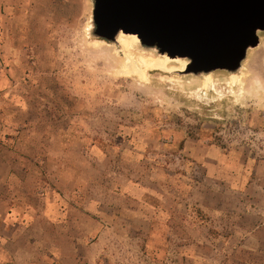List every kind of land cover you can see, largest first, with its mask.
Returning <instances> with one entry per match:
<instances>
[{
  "label": "rangeland",
  "instance_id": "rangeland-1",
  "mask_svg": "<svg viewBox=\"0 0 264 264\" xmlns=\"http://www.w3.org/2000/svg\"><path fill=\"white\" fill-rule=\"evenodd\" d=\"M92 13L0 0V264H264V34L235 75L184 76Z\"/></svg>",
  "mask_w": 264,
  "mask_h": 264
},
{
  "label": "water",
  "instance_id": "water-1",
  "mask_svg": "<svg viewBox=\"0 0 264 264\" xmlns=\"http://www.w3.org/2000/svg\"><path fill=\"white\" fill-rule=\"evenodd\" d=\"M91 1L93 39L120 47L121 33L135 36L137 50L184 63V76L235 75L264 34V0Z\"/></svg>",
  "mask_w": 264,
  "mask_h": 264
},
{
  "label": "crops",
  "instance_id": "crops-1",
  "mask_svg": "<svg viewBox=\"0 0 264 264\" xmlns=\"http://www.w3.org/2000/svg\"><path fill=\"white\" fill-rule=\"evenodd\" d=\"M8 153H9L8 149L0 144V230H2V227L7 228V221L9 217L11 218L12 216L8 212V202L9 203L15 202L11 198L9 200L6 196L7 194H5L6 188L8 186V179L11 173V163L9 161ZM0 247H1V244H0ZM5 257H6V254L1 248L0 249V263L2 262V260H4Z\"/></svg>",
  "mask_w": 264,
  "mask_h": 264
},
{
  "label": "bare ground",
  "instance_id": "bare-ground-1",
  "mask_svg": "<svg viewBox=\"0 0 264 264\" xmlns=\"http://www.w3.org/2000/svg\"><path fill=\"white\" fill-rule=\"evenodd\" d=\"M118 42H119L120 45L122 44V47H124V49H125V51H124V52H125V55H126L127 58H129V57H131V55H130L129 52H130L132 49L136 48L135 45L138 44L139 40H138L135 36H132V35H126V34L121 33L120 36H119ZM97 43H98V42H97ZM152 55H153V54H152ZM142 57H144V56H142ZM167 59L172 60V58H167ZM161 63H162V62H161ZM160 65H161V64H160ZM184 65H185V64H183L182 68H184ZM158 66H159V65H158ZM158 66H157V67H158ZM151 67H152V66H151ZM208 80H209V82L212 81L211 78L208 79ZM208 80H206V81H208ZM233 80L236 81V78H233Z\"/></svg>",
  "mask_w": 264,
  "mask_h": 264
}]
</instances>
